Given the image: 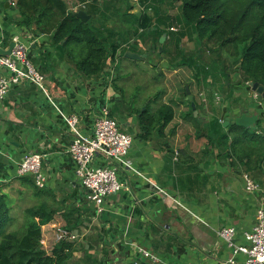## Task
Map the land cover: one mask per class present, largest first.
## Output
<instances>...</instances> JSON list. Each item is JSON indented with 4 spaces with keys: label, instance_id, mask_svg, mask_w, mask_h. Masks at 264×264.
<instances>
[{
    "label": "crops",
    "instance_id": "0c3cea01",
    "mask_svg": "<svg viewBox=\"0 0 264 264\" xmlns=\"http://www.w3.org/2000/svg\"><path fill=\"white\" fill-rule=\"evenodd\" d=\"M17 1L0 0V50L8 51L14 40L29 45V58L44 74L48 96L36 85L24 81L12 85L7 97L0 101L3 192L9 184L21 182L15 177L24 157L40 155L45 187L34 189L37 205L45 202L57 209L53 220L43 227V233L56 229L76 232L82 235L83 244L95 246L106 264L140 261L137 247L155 252L163 259L162 264H227L233 257V249L218 233L224 228H235L236 244H243L245 233L256 223L258 210L264 208V165L257 166L255 156L252 169L239 161L231 149V142L239 133L229 129L232 124L224 127L227 118L233 122L244 112L260 118L257 129L245 128L248 131L259 132L258 125L264 121V101L255 98L250 82H243L239 66L233 76L226 73L231 76L230 81L223 74L216 75L210 66L217 79L210 76L204 81L201 68L205 59L196 43L186 38L180 42L171 39L169 32L179 33L183 24L180 17L165 11L170 8L167 3L159 6L162 15L159 28L167 32L166 52L161 55L156 50V22L148 34L142 37L134 34L137 26L133 27L134 20L125 16L127 5L120 0H64L70 12H86L88 22L103 33L113 29L116 34L105 37L110 45L125 42L116 59L108 60L103 73L87 77L48 36L20 25ZM131 5H135L134 12L140 17L143 12L153 15V9L147 5ZM128 42L133 49L128 48ZM189 44H193L192 49ZM127 51L147 57L142 61L126 58V71L138 75L140 84L152 89L151 94L155 93V87L149 80L161 79L163 90L158 92L163 93L161 105H172L175 111L173 121L164 130L156 128L148 139L142 136L138 112L126 107L129 87L118 78L116 61ZM162 60H167L168 66L158 70ZM187 85L199 106V117L190 116ZM216 94L221 97L220 103L216 102ZM49 98L63 113L78 116L80 129L87 136L93 135L96 120L108 108L122 130L133 136L130 160L150 182L122 175L128 189L108 197L104 211L97 215L95 204L88 200L87 192L75 177V163L68 153L72 135ZM142 104L137 106L142 108ZM260 143L264 144V140ZM244 144L243 150L248 141ZM246 175L259 182L255 180L261 185V192L246 191ZM150 183L163 188L186 209L170 199L164 200ZM244 261L245 257L239 255L236 264Z\"/></svg>",
    "mask_w": 264,
    "mask_h": 264
},
{
    "label": "trees",
    "instance_id": "16d2710c",
    "mask_svg": "<svg viewBox=\"0 0 264 264\" xmlns=\"http://www.w3.org/2000/svg\"><path fill=\"white\" fill-rule=\"evenodd\" d=\"M120 2L127 5L125 16L134 20L133 27L137 26L134 34H139L140 37L148 34L153 30L154 21L156 22L157 51L160 48V38L167 33L159 28V20L162 18L159 6L167 3L172 7L180 3L183 28L177 34L169 32L173 36L171 39L180 42L186 38L195 42L204 59L205 50L215 49L213 53L224 51L230 59L236 60L243 82L259 83L264 87V0H140L139 5H147L153 9L152 16L143 12L141 17L134 12L136 7L131 5L130 0ZM16 9L19 11L21 26L34 28L39 35L48 36L65 58L87 77L103 73L108 60H115L118 51L125 44L110 45L105 37L116 34L113 29L105 34L92 26L90 21L84 23L76 13L69 11L64 0H18ZM140 30L142 33H139ZM125 34L129 35L128 32ZM176 36L177 38H174ZM128 48L133 49V46L129 44ZM165 48L166 44L163 45L162 54H165ZM205 63L207 62L204 60L201 68L204 81L210 76L217 79L213 68ZM226 73L227 68L224 79L230 81ZM228 88L226 87V90ZM162 94H156L149 102H157ZM196 106L198 110L199 106ZM138 114L142 136L145 139H148L156 128L164 130L175 117L173 106L167 104L161 105L155 112L147 107ZM193 115L194 112L190 109L192 118ZM195 122L199 124L198 119H195ZM216 125L222 128L218 123ZM229 129L239 133L231 142L233 155L251 169L255 163L254 156L256 165L262 164L264 144L253 149L249 145L250 135L247 129L236 125L230 126ZM224 139L228 144V137L225 136ZM247 141L248 146L243 150ZM19 180L23 184L26 182L32 185L36 190L39 189L33 177H23ZM13 211L12 199L0 187V264H69L72 254L77 250L75 242L61 241L51 254L42 249L43 227L53 220L57 209L45 203L30 207L25 210L24 225L16 230H7L10 224L18 223ZM92 246L90 248L94 250L95 246ZM75 264L106 263L100 255L86 252L85 257ZM128 264L151 263L136 261Z\"/></svg>",
    "mask_w": 264,
    "mask_h": 264
},
{
    "label": "built area",
    "instance_id": "2783aa9c",
    "mask_svg": "<svg viewBox=\"0 0 264 264\" xmlns=\"http://www.w3.org/2000/svg\"><path fill=\"white\" fill-rule=\"evenodd\" d=\"M130 1L138 5L140 0ZM14 42L15 47L10 55L0 53V101L7 97L12 85H19L24 81L36 85L48 96L45 76L29 58V45L21 40H14ZM254 94L255 98L259 99L260 96L255 92ZM215 99L217 103L221 102V97L217 94ZM49 101L72 135L68 153L75 163V177L87 192L88 200L95 204L97 215L104 211V204L108 197L128 189L122 175L127 174L150 182L145 173L130 160L133 136L122 130L120 123L111 117L108 108H104L96 120L93 135L87 136L80 129L78 116L63 113L52 99L49 98ZM100 159H103L104 163L99 162ZM23 177H33L39 189L45 187L40 155L25 156L19 163L15 179ZM245 182L246 191L261 192V186L250 176H245ZM150 184L154 192L164 200L170 199L178 207L186 209L178 199L172 197L163 188ZM57 231L59 241H80V236L76 232L64 229H57ZM218 234L221 240L233 249V257L227 264H236L239 255L245 257L244 264H264V208L258 210L256 223L251 231L245 233L243 244H236L235 228H224ZM136 252L140 261H148L151 264L163 263V259L150 249L137 247Z\"/></svg>",
    "mask_w": 264,
    "mask_h": 264
},
{
    "label": "rangeland",
    "instance_id": "374dc122",
    "mask_svg": "<svg viewBox=\"0 0 264 264\" xmlns=\"http://www.w3.org/2000/svg\"><path fill=\"white\" fill-rule=\"evenodd\" d=\"M165 11H171V13L174 16L180 17V15H181V4L177 3L170 8L167 7V8H165ZM192 47H193V44H189V48L192 49ZM213 50H215V49L210 48V50L209 49L205 50V56H206L205 62H207L205 64L208 66H213L215 73L218 76L221 74L224 75L225 71L223 70V67L224 68L226 67L228 74L230 73V75L233 76V74H235V72L238 71L237 70V64L235 62L236 60L227 58L228 55L224 51H221L218 53H213ZM159 54H162V53H160V51H159ZM159 54H156L157 55L156 57H159ZM162 55H164V54H162ZM209 58H211L210 60H213V62L208 60ZM125 62H127V60L124 56L121 58H118L116 61V67H117V73H118L119 80H121V79L124 80L125 82H123V83L129 87V90H128L129 99L127 101L126 107L128 108V110L134 111L135 113H137L139 111H144L147 106L152 111L157 110L158 109L157 107L160 106L162 103V97L157 101L158 103L157 102H149V100H151L155 96V94H157L159 91L163 90V87L161 86L162 85L161 79H159V80L155 79L157 82L156 81L152 82L151 79L149 80V83L155 87V89H154L155 93L151 94L152 89L151 88L146 89L145 87H143L140 84L141 79L139 78L138 75L129 74L126 71L127 66H126ZM157 66L160 67V64H158ZM157 69L161 70L162 68L160 67ZM150 74L152 75L151 72H150ZM230 78H231V76H230ZM145 91L148 92V95H147V93H145ZM137 92H140L139 94H141V98H140V95H137ZM146 95H147V99H145ZM140 101L143 103L142 108L137 106L139 103L141 104ZM187 102L188 101H186V103ZM134 103H136V105H134ZM148 104H152L155 108H152V106L150 107V105H148ZM258 126H259L258 130L260 133H262L263 136H261L258 131H254V130L247 131L248 135H250L249 138L251 139L249 141V145L253 149H254V147L256 148L257 144H261L260 143L261 140H264V121H261ZM263 165H264V161H263ZM250 178L253 179L254 177L250 176ZM34 189L35 188L32 185L23 184L22 182H14L12 184H9L4 189V191H5L4 193L8 194L10 199H12L13 206H14L13 215L18 219L17 225L12 223L8 226L7 230H9V229L16 230V229H19L21 227V225L22 226L24 225V223H25V220H24L25 210L30 208V207L37 205ZM46 202L49 203L50 201H46ZM41 203H45V202H41ZM53 205H50V206L53 207ZM57 232L58 231L56 229L54 231H49V232L43 233L42 249L44 251H46L48 254H51L52 251L54 250V248L61 242L57 238ZM79 236H80L81 240L75 242L77 250H75V252L72 254V258L70 259L69 264H75L76 262L81 261L85 257L86 252H92V253H96L97 255H99L97 253L96 248H94V250H91V248H90L91 245H89L88 243L83 244L82 235H79Z\"/></svg>",
    "mask_w": 264,
    "mask_h": 264
},
{
    "label": "water",
    "instance_id": "95a60500",
    "mask_svg": "<svg viewBox=\"0 0 264 264\" xmlns=\"http://www.w3.org/2000/svg\"><path fill=\"white\" fill-rule=\"evenodd\" d=\"M76 16L79 19H81L84 23H87L89 20V16L84 11L78 12L76 14ZM166 40H167V35L166 34L162 35V37L159 40V43L161 45L159 48L160 53L163 52V45L165 44ZM14 47H15V42H12L8 51L0 50V53L4 54V55H10L12 53V50ZM124 57L127 59H130V60L142 61L144 58L147 57V55H144V57H142L137 53L127 51L125 53ZM167 66H168L167 60H162L160 63V67L162 69L163 68L165 69V68H167ZM251 87H252L253 92L260 95L264 101V87L260 86L259 83H251ZM186 94L188 97V101L190 102L191 109L194 112V116L199 117V112L197 110L196 103L193 101V96L191 94L189 85L186 86ZM259 119L260 118L256 114L255 115H249L248 113L244 112L242 114H239L233 122H230V118H227L226 122L224 124V127H228L230 124H232V125H236L237 127H240V128H251V129L256 130L257 129V123H258Z\"/></svg>",
    "mask_w": 264,
    "mask_h": 264
},
{
    "label": "flooded vegetation",
    "instance_id": "af4514ba",
    "mask_svg": "<svg viewBox=\"0 0 264 264\" xmlns=\"http://www.w3.org/2000/svg\"><path fill=\"white\" fill-rule=\"evenodd\" d=\"M260 96V95H259ZM261 97V96H260ZM262 98V97H261Z\"/></svg>",
    "mask_w": 264,
    "mask_h": 264
}]
</instances>
